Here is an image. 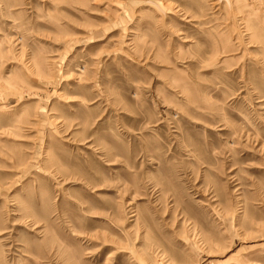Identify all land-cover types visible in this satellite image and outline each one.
Instances as JSON below:
<instances>
[{
    "label": "rangeland",
    "instance_id": "1",
    "mask_svg": "<svg viewBox=\"0 0 264 264\" xmlns=\"http://www.w3.org/2000/svg\"><path fill=\"white\" fill-rule=\"evenodd\" d=\"M0 264H264V0H0Z\"/></svg>",
    "mask_w": 264,
    "mask_h": 264
}]
</instances>
